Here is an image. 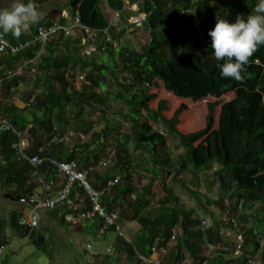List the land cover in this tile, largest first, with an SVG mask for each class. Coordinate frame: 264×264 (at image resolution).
Wrapping results in <instances>:
<instances>
[{
	"label": "trees",
	"instance_id": "obj_1",
	"mask_svg": "<svg viewBox=\"0 0 264 264\" xmlns=\"http://www.w3.org/2000/svg\"><path fill=\"white\" fill-rule=\"evenodd\" d=\"M46 1L51 0H33V4L41 6ZM107 2L112 11L122 12V18L127 13L125 0ZM131 2L139 4L140 13L146 15L142 26L150 40L141 50L128 45L115 49L113 39L117 27L110 26L102 11V0H71L66 11L99 33V53L86 57L81 36H59L45 48L35 44L16 56L5 55L4 63L0 58V65H6L7 69L27 64V69L32 67L35 73L34 79L27 80L25 75L1 83V93L8 97L24 82L30 87L21 95L26 108H19L18 99L11 100V104L2 101L0 117L9 120L29 140L33 148L29 152L31 156L36 155L35 148L42 147L53 135L71 132L74 123H78L83 132L75 134H83L87 140L81 142L77 138L75 144L53 146L49 157L76 162L82 169H88L98 167L104 160L111 161L106 155L109 150L115 152V164L106 168L109 171L103 175L93 172L90 182L96 190H103L119 176L120 180L105 197L106 207L110 212L119 213V208L124 207L122 223L128 227L136 222L140 229L131 234L129 242L117 236L114 230L100 237L102 222L99 219L80 222L85 224L84 231L93 241L103 239L106 248L111 249L114 243L118 249L117 253L98 252L105 256L100 259L103 264H116L115 254L123 253L129 258V264H146L141 258L151 259L154 248L167 250L160 258L161 264H187V255L190 264H243L256 261L258 256H261L258 264H264V245L260 240L264 234V45L249 58L242 73L243 81L237 82L220 76L218 65L224 61H217L213 56L208 36L217 16L234 22L237 15L254 14L257 0ZM63 11L65 9L50 13L51 21L32 24L33 32L40 26L55 25L54 17L61 18ZM66 21L62 17L60 23ZM0 33L15 45L25 44L30 39L26 32L21 35V41L10 33L2 30ZM80 77H84V81L78 85ZM162 88L184 101L174 108L171 117L167 116L168 101L158 92ZM111 98L128 109L120 115L122 121L114 120V124L108 123ZM205 102L208 114L204 127L195 131L189 104ZM28 106L33 110L31 119L26 114L30 112ZM90 111L99 113L97 122H84ZM125 124L129 128L124 131ZM101 125H105L101 131L95 130ZM156 125L178 140L182 152L177 159L167 135L155 129ZM19 141L14 133L1 136V154L9 161V166L0 167V186L9 188L7 194L18 202L31 201L38 194L39 186L33 178L34 168L20 162L13 149ZM131 145L136 157L132 156ZM140 166L150 174L148 184L143 187L134 184L131 172ZM41 172L50 193L52 188L48 183L52 175L48 166H43ZM185 173L193 177L197 188L201 186V174H210L211 180L205 183L210 191L218 188L216 204L222 211L219 217L206 206L203 211L185 208L174 189L165 185L159 214L148 213L156 196V182L171 177L174 183L184 187L181 177ZM186 190L197 200L200 196L207 198L199 190ZM207 201L210 205V200ZM23 203L31 207L30 203ZM19 213L12 212L9 222L0 221V249L11 246L6 234L9 225L22 238L32 237L33 244L51 257L43 235L39 233L35 237V232L22 227ZM205 214L211 217L203 219ZM223 214L227 215V220ZM51 215L62 226L74 224L60 218L56 212ZM204 222L209 223L208 227L203 226ZM229 229L245 238L243 256L237 260L230 255L237 249L235 243L225 245L230 248L226 255H218L216 250L210 252L211 246L221 244L222 231Z\"/></svg>",
	"mask_w": 264,
	"mask_h": 264
},
{
	"label": "rangeland",
	"instance_id": "obj_2",
	"mask_svg": "<svg viewBox=\"0 0 264 264\" xmlns=\"http://www.w3.org/2000/svg\"><path fill=\"white\" fill-rule=\"evenodd\" d=\"M71 0H51L46 1L45 4L39 6H34L37 14H38V20L35 23L32 24H39L42 22H46V20H49V15L53 11L65 9L63 11L61 18L63 16H67L69 13L66 11L67 5ZM16 0H0V9H10L14 4ZM25 3H27V0H24ZM136 11L133 10V14L129 11L121 18V21L119 22V25L117 26V29L115 31L116 38L113 39V43L115 46V49L120 48L124 45H128L136 50H141L143 46H145L149 40L150 35L149 33L144 30L143 26H140V24L136 25L137 19L144 18V14L140 13V5L138 4L136 7H134ZM139 8V10H138ZM102 11L108 18V20L111 22L115 18L114 14L115 12L112 11L109 6L107 0H102ZM135 12V13H134ZM61 18L54 17L53 23H60ZM31 25V24H30ZM32 26V25H31ZM79 35H75L76 38ZM32 68V67H31ZM30 67L26 70V78L27 80L34 79L35 73H33L32 69ZM84 81V77H80L78 80V85H81ZM31 84V83H30ZM29 84L24 82L22 84V88L16 89L15 92H13L9 97L7 94H3V102L4 103H10L13 99H18L17 105L19 108L24 109L26 108V104L22 101L21 95L24 94V92L28 89ZM160 94V97L162 99H165L168 101L170 111L167 113L168 117H171L173 115L174 108L179 105L180 103H183L184 101L176 99L172 94L165 91V89H161L158 91ZM190 108L192 109V120L194 122V130L198 131L203 129L205 119L208 114V103H200V104H189ZM174 106V107H173ZM110 107L111 111L109 114V124H114V120L122 121V118H120V115L123 112H128V109L125 108L120 102L116 101L114 98H111L110 100ZM28 110L32 109L27 107ZM31 112L33 110H30V112L27 111V115L29 119H31ZM201 121H198V120ZM99 120V113L96 111H90L89 114H87L84 118L85 123L89 122H97ZM105 126V125H104ZM103 125L97 127V131H101L104 128ZM124 131L129 128L127 124L123 126ZM158 129L164 134L167 135V139L169 141V144L171 146L172 151L177 154L175 156V159H177V156L181 154V149L179 147L178 140L171 136L162 126H155V129ZM71 132L73 133H83L79 127L78 123H74L71 126ZM91 136V135H90ZM76 141L73 143L75 144ZM72 146V145H69ZM130 150L132 151V156L136 157L137 154L133 151L132 145L129 146ZM115 152L113 150H109L106 157V159H111L112 165L115 164L116 157ZM114 162V163H113ZM112 165L110 167H112ZM96 166V165H95ZM138 166V165H137ZM109 167V168H110ZM109 169L106 170H96L97 174L103 175L107 173ZM133 173L134 177V184L138 187H143L148 184L150 174L146 171L145 167L140 166L136 167L131 171ZM202 175V181L200 183V188H197L195 185V181L193 180V177L190 176L188 173H185L181 180L183 183H185V186L183 187L181 184L174 183L171 177L165 179H159L156 184V196L154 197V202L152 203L151 207L148 210V213H150L152 216L158 215L161 210V204L163 202V186H168L174 189L175 194L182 200V203L185 208L187 209H198L202 210L204 206L208 208V211L212 214L217 215L218 217L221 214V209L216 204L218 200V188L214 187L211 191L207 187V184L205 183V180H211L210 174H201ZM119 177V176H118ZM36 183V182H35ZM186 188L193 190V192H197L198 190L201 192V194L207 196V198L201 197L200 200H197V197L192 196L191 193H189ZM9 188H3L0 186V221L6 220L9 222L10 220V214L12 212H20L19 218L23 216L25 213L29 214L34 208L31 206L24 205L23 202L13 201L6 197L8 193ZM37 196V195H36ZM35 196V197H36ZM207 199L210 200V205L207 201ZM120 214L123 213L124 207H120ZM203 211V210H202ZM38 215L41 220L46 219L44 223H41L40 228L35 231V237L41 233L44 237V240L48 244V250L51 254V257L47 256L44 251L40 250L33 244L34 240L32 237L22 238L21 234L19 232L12 231L10 226L8 225L6 228V234L11 239V246L8 247L5 250V253L2 256V260L5 264H103L100 259L103 258L104 254H99L102 257L99 258L98 256L93 255L87 247L86 244L90 243V245H94L99 247L98 249L94 250V252H100L105 253V251L108 249L106 248L105 241L103 239H96L95 241H99V244H94L95 241H93V237L88 235L84 231V225L76 220H73L72 227H65L62 226L54 217V215H51V212H48L44 209L38 210ZM226 215V214H225ZM223 214V218L227 220V215L225 216ZM211 215L205 214L204 218L209 219ZM127 234L131 239V234L133 232H136L140 229L139 225L134 222L128 224ZM263 238H260L262 245H264V234L262 236ZM74 238V239H73ZM46 244V245H47ZM102 246V247H101ZM111 248V253H117L118 249L113 246ZM115 250V251H114ZM105 257V256H104ZM115 263L116 264H129L130 260L128 257L125 256V253L122 255L115 254ZM261 256L257 257V260L260 261ZM231 260V259H229ZM256 260L257 264L259 263ZM2 261V263H3ZM1 263V264H2ZM3 263V264H4ZM191 263L190 257L187 255V264Z\"/></svg>",
	"mask_w": 264,
	"mask_h": 264
},
{
	"label": "built area",
	"instance_id": "obj_3",
	"mask_svg": "<svg viewBox=\"0 0 264 264\" xmlns=\"http://www.w3.org/2000/svg\"><path fill=\"white\" fill-rule=\"evenodd\" d=\"M125 4L126 11H129L132 14L133 10L136 11L134 7L138 4H133L131 0H125ZM114 14H116L115 18L113 21H109V23L110 26L117 27L121 21L122 12H115ZM144 16V18L139 17L135 24H140V26H142L143 21L146 18V15ZM63 17L67 20L65 23H56L51 27L40 26L37 28L36 32H33L31 24L26 32L30 39L25 42V44L15 45L5 34L0 33V58L3 59L5 55L16 56L24 51L25 48L35 44L45 48L54 38L59 36L70 38L75 35L82 37L83 45L85 47L83 52L84 56L91 57L100 52L98 41L99 33H97V31L85 26L79 17H72L69 14ZM16 39L21 41V36ZM102 49L105 50V48ZM27 67V64H25L16 69H7L6 65H0V103L3 101L1 83L4 80L13 79L15 77H24ZM7 132L14 133L19 138L20 141L13 145V149L17 152V158L20 162L29 163L34 168L33 178L39 186L37 196L31 200L32 202L37 203V206L33 207L34 209L29 214H24L21 217L19 224L22 227L28 228L32 232L38 230L41 225V219L37 211L44 209L51 213L56 212L60 218H64L69 222L76 220L78 222L91 223L96 219H99L102 222L101 229L99 230L100 237H104L107 232L114 230L120 238L129 242L131 241L127 234V226L122 223V215L119 212H110L105 203V197L108 196L111 189L118 183L120 178L118 177L115 182L109 183L103 190H96L90 182V175L93 172L99 169L105 170L112 165V161L104 160L98 167L82 169L76 162H62L56 158L48 156V154L52 152L53 146L72 144L77 138L81 142H85L87 140L85 135L75 134L73 132H69L65 135L55 134L49 141H46L42 147L35 148L36 155L31 156L29 155V152L33 148L29 140L22 132H19L9 120L0 117V140L2 134ZM45 165L48 166V172L52 175V180L48 183L52 188L50 193L46 190L45 175L41 172V168ZM8 166L9 161L1 154L0 143V167ZM208 225V222L203 223L204 227H208ZM221 237V244L211 246L210 252L216 250L218 255H226L230 248L225 245L227 243H230L231 245L235 243L237 244V249L234 250L233 254L230 253V255L235 260L240 259L243 256L245 243L244 236L229 229L223 230ZM87 247L93 255H99L98 252H94V247L91 245ZM4 251V249H0V264ZM107 253H111V249H107ZM166 254L167 250L159 251L158 248H154L151 259H147L146 257H142L141 259L146 264H161L160 258ZM243 264H257V262L250 260Z\"/></svg>",
	"mask_w": 264,
	"mask_h": 264
},
{
	"label": "clouds",
	"instance_id": "obj_4",
	"mask_svg": "<svg viewBox=\"0 0 264 264\" xmlns=\"http://www.w3.org/2000/svg\"><path fill=\"white\" fill-rule=\"evenodd\" d=\"M38 18L33 0H16L10 9H0V30L19 38ZM208 36L213 56L224 61L218 65L220 76L242 82L249 58L264 45V0H257L254 14L237 15L234 22L217 16Z\"/></svg>",
	"mask_w": 264,
	"mask_h": 264
},
{
	"label": "water",
	"instance_id": "obj_5",
	"mask_svg": "<svg viewBox=\"0 0 264 264\" xmlns=\"http://www.w3.org/2000/svg\"><path fill=\"white\" fill-rule=\"evenodd\" d=\"M6 197L13 200V201H19L18 199L14 198V196L11 194H7ZM21 201L30 203L32 207L37 206V203L29 201L28 199H22Z\"/></svg>",
	"mask_w": 264,
	"mask_h": 264
},
{
	"label": "crops",
	"instance_id": "obj_6",
	"mask_svg": "<svg viewBox=\"0 0 264 264\" xmlns=\"http://www.w3.org/2000/svg\"><path fill=\"white\" fill-rule=\"evenodd\" d=\"M26 214V213H25ZM44 221H46V219H44V220H41V223H44ZM69 222V221H68ZM72 222V221H71ZM74 239V238H73ZM96 247V248H95ZM94 248L95 249H98L99 247H97V246H95ZM102 247V246H101Z\"/></svg>",
	"mask_w": 264,
	"mask_h": 264
}]
</instances>
